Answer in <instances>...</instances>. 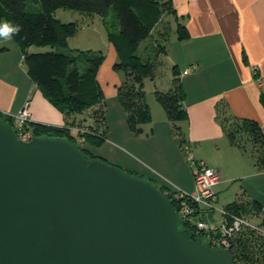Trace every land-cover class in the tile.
I'll return each instance as SVG.
<instances>
[{
    "label": "water",
    "instance_id": "obj_1",
    "mask_svg": "<svg viewBox=\"0 0 264 264\" xmlns=\"http://www.w3.org/2000/svg\"><path fill=\"white\" fill-rule=\"evenodd\" d=\"M168 192L0 118V264H236L180 226Z\"/></svg>",
    "mask_w": 264,
    "mask_h": 264
},
{
    "label": "crops",
    "instance_id": "obj_2",
    "mask_svg": "<svg viewBox=\"0 0 264 264\" xmlns=\"http://www.w3.org/2000/svg\"><path fill=\"white\" fill-rule=\"evenodd\" d=\"M173 4L174 20L177 18L184 23L190 33L188 39L179 40L176 36L169 40L167 51L172 64L177 65L186 92L183 104L188 116L182 121L184 135L191 149L192 144L196 145L195 152L203 142V152L197 151L194 156L220 175L216 204H221L223 209L237 199L249 202L259 213L247 216L259 221L264 212V168L259 169L247 150L229 140L219 108L224 105L227 112L237 117L254 119L264 134V104L261 101L264 93V0H173ZM158 30H163V26ZM11 39L13 45H6L4 42L10 39L0 38V45L7 47L0 51V112L15 114L27 102L33 122L65 125L62 121L65 117L61 118L53 110L57 108L42 94L26 68H20L23 52L13 37ZM12 46L19 51H12ZM111 55L107 61L115 63L118 58L115 49ZM188 67L191 69L184 73ZM113 82L115 86L119 79L114 76ZM116 89H112L111 95L117 94ZM121 115L123 125L118 137L135 156L121 148L115 152L112 148L115 143H110L109 153H102V156L146 178L161 179L173 187L194 192L191 164L172 137L170 120L165 116L157 125L153 118L144 125L143 132L137 134L124 122L125 114ZM162 140L171 146V158L164 155ZM235 183L238 185L231 191Z\"/></svg>",
    "mask_w": 264,
    "mask_h": 264
},
{
    "label": "trees",
    "instance_id": "obj_3",
    "mask_svg": "<svg viewBox=\"0 0 264 264\" xmlns=\"http://www.w3.org/2000/svg\"><path fill=\"white\" fill-rule=\"evenodd\" d=\"M59 8L102 16L113 10L117 22L114 29H108V39L118 57L114 68L122 69L126 74V79L117 86V94L127 114L130 129L137 134L141 133L145 123L152 119L144 85L145 79L155 78V64L138 53V46L143 39L152 35L157 24L165 22L167 14H176V9L173 0H0V23L11 21L22 25V31L18 36L14 35L13 39L21 47L27 74L48 101L65 115L66 123L63 126L34 122V135L68 139L75 142L88 156L100 157L109 162L98 151L95 153L84 146L89 140L99 144L106 138L105 110L102 107L104 92L98 80V71L105 54L91 49L76 52L59 49L28 51L33 45L67 47L68 38L78 30V23L64 22L56 17L55 11ZM175 20L177 39H188L190 33L187 26L177 18ZM162 26L163 30H158L162 42L157 41L156 50L168 55V26L166 22ZM4 49L7 47L0 45V51ZM172 75L168 91L156 89L155 93L174 124L176 140L184 152L183 146L189 145L182 128V121L188 116L183 104L186 92L177 65L172 66ZM261 101L264 104V93L261 95ZM225 108L224 105L219 108V115L229 140L244 150H249L248 146L252 144L255 150V156H252L255 164L259 169L264 168V134L260 125L254 119L237 117ZM79 113L88 115L90 122L78 121L76 117L70 119L72 115ZM0 118L10 123L8 116L2 112ZM76 124L78 130L82 129L81 133L86 136L83 143L76 142V132L72 129ZM123 170L135 174L127 169ZM148 180L152 181L154 178L149 177ZM160 184L159 188L163 192L164 189L176 190L168 183ZM167 196L177 208L176 197L170 193ZM249 205V202L237 199L227 204L224 209L229 214L246 217H250L247 215L253 212L259 213L255 205ZM180 226L187 227L181 223ZM191 232L194 236V232ZM229 251L236 264H264V234L244 230L235 237Z\"/></svg>",
    "mask_w": 264,
    "mask_h": 264
},
{
    "label": "rangeland",
    "instance_id": "obj_4",
    "mask_svg": "<svg viewBox=\"0 0 264 264\" xmlns=\"http://www.w3.org/2000/svg\"><path fill=\"white\" fill-rule=\"evenodd\" d=\"M56 17H58L60 20L64 22H69V21H75L78 23V30L75 34L71 35L68 38L67 41V47L61 48L59 46H40V45H33L31 46L32 48L28 49V51H45V50H51V49H59V50H64L66 52H76L77 50H96V51H102L105 54V58L101 64L102 70L100 69V73H98V79L101 83L103 92H104V97L102 100V107L105 110L104 111V116H105V121H104V127L106 123V130H105V135L106 138L104 140H101L99 144L93 143L91 140L86 142L84 145L85 147L89 148L90 150L94 151L95 153L102 154V153H109V148H110V143H115L112 144L115 147H112L115 152H118L119 148H121L124 151L129 152L131 155L135 156L127 147H129L126 143L122 142L120 138L118 137L120 133V128L121 124L123 125V118L121 114H125L124 116V122L128 124L127 122V114L125 110L123 109L120 101L118 94H113L111 95L112 89L115 88L126 79V74L124 70L122 69H115L113 68L114 62L107 61L109 60L108 58H111V52L113 51L114 46L111 44L110 40L108 39V29H114L116 25V17L114 15L113 10H111L107 15L102 16L100 14H84L81 13L77 10H72V9H65V8H59L55 11ZM164 21L166 22L168 26V34H169V40H172L173 38L176 37V21L173 18L172 14H169ZM163 22V24L165 23ZM163 24H158L152 32V35L146 37L141 41V43L138 46V53L144 58V59H149L155 64V78L153 80L147 78L145 79V90H146V101L148 102L152 114V119L150 122H152L153 118L154 121L159 124V121L163 117H168L167 112L163 104L158 100L155 90H161V91H168V89L171 86V79L173 77L172 75V60L170 61V56L168 57L166 54L158 53L156 50V43L157 41L160 43L162 42L161 39H159L158 35V28L163 25ZM6 45H13L14 41L10 39V41H5L4 42ZM8 43V44H7ZM17 43V42H16ZM169 43V44H168ZM167 43V49L170 46V41ZM19 45V44H18ZM11 48L12 51H19L16 50L15 46H12ZM21 49V47L19 46ZM22 51V50H20ZM116 51V50H115ZM171 53V51L169 52ZM108 62V63H107ZM106 64V65H105ZM100 66V68H101ZM20 68L24 69L26 68L24 61L21 62ZM114 70V71H113ZM115 72L114 76L119 79V83L117 85H113V79L114 76L112 74ZM117 91V89H116ZM47 102V101H46ZM51 106V105H50ZM52 107V106H51ZM40 106V110H41ZM47 109V108H45ZM39 110V111H40ZM53 110L57 112L61 118L65 117L63 113H59L57 109L53 107ZM76 119L78 121L82 122H90V118L88 115L85 113H79V114H74L70 117V119ZM92 118V117H91ZM170 120V119H169ZM63 122H66V120H62ZM81 122V123H82ZM148 122V123H150ZM171 124L169 126L172 127V137L176 140V134L174 133V124L170 120ZM100 124V123H99ZM147 124V123H145ZM33 126V125H32ZM75 128H79L78 125H73ZM83 127V126H81ZM147 127V126H146ZM151 127V124L148 126V128ZM102 129V127H100ZM83 131V130H82ZM143 132V131H142ZM139 134V133H138ZM78 136H82L85 138L86 136L81 133V130H78ZM115 142H114V141ZM85 141V139H84ZM164 140H162L163 142ZM177 141V140H176ZM178 144V142H177ZM126 145V146H125ZM179 145V144H178ZM184 145V144H183ZM192 149L189 146L191 152L197 153L203 152V142L198 146V150L195 152L194 147L196 145L192 144ZM181 148V147H180ZM132 149V148H131ZM162 149L164 152V155H167V158H171V155H173V151L171 149V146L168 145L167 141H164L162 143ZM248 153L251 156H255V150L252 148V144L248 146ZM134 150V149H133ZM182 150V148H181ZM135 151V150H134ZM185 151V150H184ZM119 155V154H118ZM105 157V156H104ZM111 163H114L118 165L119 167L123 169H127L129 171H135L131 170V168H124L120 163H115L111 158H105ZM151 163V162H150ZM136 172V171H135ZM193 172V170H192ZM135 174L141 175V177L146 178V175L139 174L136 172ZM194 176V175H193ZM149 179V178H148ZM153 183L156 185L160 186L161 184V179H157L155 181L152 180ZM238 185V183H235L233 187H231V191H233ZM165 192L170 193L171 195H174L176 192L170 189H164ZM195 191H196V185H195ZM194 191V192H195ZM219 208V210H217ZM221 204L217 205L216 204V209H214L209 217L207 219L212 222V223H218L222 219V212H221ZM254 222H258L256 219H252ZM262 225H264V219L262 220ZM249 230V228H245L244 230ZM243 230V232H244ZM263 236V235H262ZM235 238H233L234 240ZM252 264V263H251Z\"/></svg>",
    "mask_w": 264,
    "mask_h": 264
},
{
    "label": "built area",
    "instance_id": "obj_5",
    "mask_svg": "<svg viewBox=\"0 0 264 264\" xmlns=\"http://www.w3.org/2000/svg\"><path fill=\"white\" fill-rule=\"evenodd\" d=\"M190 69L191 67L186 68L184 73ZM3 114L8 116V121L13 126L18 138L30 140L35 136L33 133L34 127L32 126L34 122L31 119L27 102L17 113L4 112ZM72 129L76 132V142L83 143L85 138L78 136V128L72 127ZM183 148L193 170L196 191L186 192L175 187L176 193L174 196L177 200L180 223L190 228L194 235L202 236L212 247L228 250L231 248L233 238L238 236L245 228L264 234V225H262L264 212L261 213L262 218L258 222H254L252 218L243 215L229 214L224 208L220 209L223 215L220 222L212 223L205 219V216L210 215L216 209V185L219 182L220 175L217 170L209 167L204 160L197 159L188 144H185Z\"/></svg>",
    "mask_w": 264,
    "mask_h": 264
},
{
    "label": "clouds",
    "instance_id": "obj_6",
    "mask_svg": "<svg viewBox=\"0 0 264 264\" xmlns=\"http://www.w3.org/2000/svg\"><path fill=\"white\" fill-rule=\"evenodd\" d=\"M22 31V25L5 21L0 23V38L11 39L14 35L18 36Z\"/></svg>",
    "mask_w": 264,
    "mask_h": 264
}]
</instances>
